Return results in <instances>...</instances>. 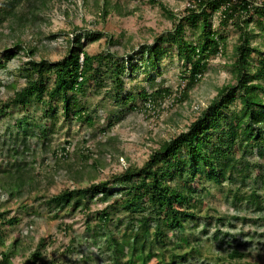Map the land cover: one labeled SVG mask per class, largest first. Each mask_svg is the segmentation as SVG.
I'll return each instance as SVG.
<instances>
[{"label":"rangeland","instance_id":"obj_1","mask_svg":"<svg viewBox=\"0 0 264 264\" xmlns=\"http://www.w3.org/2000/svg\"><path fill=\"white\" fill-rule=\"evenodd\" d=\"M7 2L8 0H0V10L5 16L0 21V58L5 62V66H0V110L7 102L11 105L7 112H0V165L5 164L8 159L7 149L15 144L19 148L23 147L21 139L24 134L19 126L20 119L25 116L29 117L31 122L34 119H43L41 115L44 110L49 109L43 121L53 122V125H49L52 129L47 138L35 135H27L24 138L30 146L25 152L26 159L34 160L35 186L24 184L21 192L10 195L7 185L0 184V209L7 208L9 215H17L16 222L8 225L4 231L7 234V243L15 237L18 238L15 254L11 256L9 264H22L30 253L38 248L41 238L45 241L39 248L41 254L36 264H115L111 260L110 250L105 247L104 237L98 238L96 243L92 242L94 233L91 234L93 231L86 227L87 218L90 217L89 224L94 230L102 228L97 225L93 216L106 202L97 201L92 196L89 212L80 209L73 212L63 210L54 216L55 212L49 208L46 200L63 188L84 186L109 179L129 163L141 165L160 142L185 129L207 107L218 87L227 82H235L237 72L233 71V61L236 56L235 48L243 40L241 28L233 23L232 18L223 23L221 7L213 9L216 6L215 0L207 5L211 28L220 38L222 50L209 58L207 68L192 85L188 84L186 73L183 71L185 63L173 50V44L167 45L169 49L160 54L154 66L142 65L139 69H133L127 57H124L125 68L118 95L116 90H112L111 84L107 89L108 93L105 85H99L101 78L107 82L114 78V75L101 73L106 71L102 66L99 72L92 73L91 77L94 79L87 83L84 94L78 96L81 102L88 104L89 113L93 116L92 124H89L88 121L71 117L72 110L66 117L60 107L53 117L50 115L52 108L37 99V95H31L25 105L11 101L24 84V76L19 74L18 67L24 66L25 60L29 58L26 49L19 53L17 45H35L36 54L32 58L36 62L41 59L44 62H54L61 60L68 51L71 43L69 39L74 34L89 29L103 30L112 35L114 43H109L105 37L94 41L81 37L90 53L108 48L117 53L128 50L129 53L135 54L134 62L139 63L142 43L151 44L156 34L172 27L183 14L184 6L189 3L194 5L196 0H51L39 10V15L34 20L25 21L23 26H17V15L21 12L30 15L32 6L24 0L14 5V14H6L2 8ZM102 2H107L109 7L103 18L99 14V5ZM114 5L116 8H113ZM242 23L240 26H246L250 30V69L254 72L262 68L259 59L264 54V17L252 13L247 25ZM54 33L56 36L53 37L51 34ZM197 33L193 21L186 22V36L193 38ZM5 48L10 50L6 52H11L10 58L3 55ZM257 81L264 85V74L263 77H255L252 80ZM160 86L168 87L170 92L164 95L158 105L149 107L146 111L130 108L131 104H141V90L150 92ZM257 94L264 96V89L260 87ZM239 107L238 99L230 103L231 111L238 110ZM109 119L113 120V126L103 130L102 127L107 126ZM34 130L36 131L35 128ZM44 139L47 141L45 146ZM66 140H70L72 148L70 156L73 160L70 167L64 166L66 161L63 165L57 162L55 157L60 160L62 158L54 153ZM83 146L89 148L90 155L86 160L76 161L79 157L77 154L80 153L78 149L82 150ZM252 149L253 152L249 153L247 158L251 159L252 163L264 165V151L258 154L255 146ZM31 151L36 153L32 154ZM93 160L96 161L97 168L91 165ZM76 170L83 172L79 182L70 178ZM257 172L258 170H255L253 176ZM203 182L205 189L200 195L201 202H197L196 206L202 211L208 209L209 214H212L209 235L212 236L215 230H221L223 239L218 245L212 244L210 240L203 241L202 254L211 256L219 253L226 258L224 264H264V184L260 183L261 181L254 182L253 178L246 180L250 185L252 183L257 186L256 194L262 207L257 208L247 200L233 198L232 194L236 188L234 184L223 182V185H219L209 180ZM194 183L199 185L202 181ZM115 186L116 184L109 185L110 188H116ZM240 188V193H249L250 187L247 183L241 184ZM195 196L197 198V195ZM234 205L240 208L237 209ZM224 213L236 214L238 218L231 217L229 222L217 223V214ZM197 231L198 236L204 237L200 230ZM114 233L120 235V231L115 230ZM226 239L233 240L231 242L234 243L241 242L239 249L245 252L244 256L228 257L226 252L230 247L226 246ZM2 246L0 245V248ZM218 248L220 249L217 250ZM166 257L168 258V255ZM191 262L196 264L197 261L189 258L184 264ZM145 264H157V257H151Z\"/></svg>","mask_w":264,"mask_h":264},{"label":"trees","instance_id":"obj_2","mask_svg":"<svg viewBox=\"0 0 264 264\" xmlns=\"http://www.w3.org/2000/svg\"><path fill=\"white\" fill-rule=\"evenodd\" d=\"M21 1L24 0H8L2 9L6 14H14L12 8ZM26 1L32 6L30 15L19 13L15 20L17 26H23L25 21L34 20L39 15V10L51 0ZM211 1L213 0H196L194 5L189 3L188 6H184L183 14L172 24V27L156 34L151 44L142 43L139 63L134 62L135 54L129 53L128 50L117 53L108 48L90 53L81 37H85L87 41L105 37L109 43L113 42L112 35L103 30L89 29L74 34L69 39L71 43L68 51L61 60L54 62L49 60L44 62L43 59L36 62L32 58L36 54L35 45L25 47L16 43L19 53L26 49L29 58L25 60L24 66L18 67L19 74L24 76V84L11 101L25 105L31 95H37V99L52 108L50 115L53 117L60 107L66 117L72 110L71 117L92 124L93 116L89 113L88 104L78 98L80 94H84L90 79H94L91 77L92 73L99 72L104 66L106 71L101 73L114 75V78L110 82L101 78L99 85H105L108 93L107 89L111 84L112 90H116L118 95L125 68L124 57H127L133 69H139L142 65L154 66L160 54L169 49L168 44H173V50L185 63L183 71L186 73L188 84L192 85L207 68L209 58L222 50L220 38L211 28L210 12L207 7ZM215 2L216 6L213 9L221 7L223 23L232 18L233 23L241 28L240 33L243 35L242 42L235 48L236 56L233 61V71L237 72L235 82H227L218 87L216 94L202 113L185 129L171 134L160 142L141 165L129 163L121 172L112 174L109 179L91 182L84 186L66 187L46 200L49 208L54 210V216L63 210L73 212L80 209L89 212L92 196L97 201L106 202L103 207L95 211L93 216L97 225L102 228L94 230L89 224L90 217L87 218L86 227L93 231L91 234L94 233L92 242L96 243L98 238L104 237L105 247L110 250L111 260L115 264H138V262L145 264L153 256L157 257V264L176 262L184 264L189 258L197 261L196 264H224L225 256L219 253L210 256L201 252L203 241L210 240L212 244H217L223 239L220 235L221 230H215L212 236L209 235L212 214H209L208 209L202 211L196 206L197 202H201L200 195L205 189L204 180L219 185H223V182L234 184L236 188L232 196L235 200H247L255 207L262 208L256 194V184L250 185L246 180L253 178L254 182L261 181L260 183L264 184V165L252 163L251 159L247 158L248 154L253 152L254 146L256 153L261 154L264 151V96L257 94L260 87L264 89V85L258 81L252 82L255 77H263L264 54L259 59L262 68L252 72L250 30L240 25L242 22L243 25H247L252 13L264 17V0L259 2L215 0ZM113 8H116V5ZM99 9L100 16L105 17L109 10L108 3L102 2ZM1 11L0 21L5 18ZM191 20L198 33L193 38H188L185 34V24ZM51 35L56 36L55 33ZM7 51L10 50L5 48L3 55L10 58L11 52L6 53ZM0 66H5L1 58ZM169 92L168 87L162 86L150 92L141 90L139 92L141 104H131L130 108L146 111L149 107L158 105ZM236 99L240 107L231 111L230 103ZM9 105L10 102L3 104L0 112H7ZM48 110H44L41 115L43 119H34L31 122L29 117L25 118V116L19 121L24 134L21 139L23 147L19 148L15 144L7 149L8 159L5 164L0 165V184L7 185L10 195L21 192L24 184H36L33 183L34 160L26 159L25 152L30 146L24 138L27 135L47 138L52 129L50 126L53 125V122L43 121ZM113 123V120L109 119L107 126H103L102 129L108 130ZM16 138L18 139V135ZM46 143L44 139L43 145L45 146ZM70 148V140H66L54 150L55 155L62 158L60 160L55 157L57 162L62 164L66 161L64 166L67 167H70L73 160H71L72 148ZM83 149L85 150L82 151ZM78 150L80 153H76L77 156L79 155L76 161L86 160L90 155L89 148L85 146L82 150L80 148ZM31 153L36 152L31 151ZM19 158L21 159L17 160ZM91 165L98 167L95 160ZM255 170L258 172L253 176ZM82 173L81 170H76L70 178L79 182ZM194 181H202V183L195 185ZM245 183L250 187L247 194L240 193V185ZM110 184H116V188H110ZM238 207L237 205L236 208ZM231 217L238 218L236 214L224 213L217 214L215 219L217 223L224 224L226 221L229 222ZM16 220V214L9 215L7 208L0 209V245H3L0 248L1 264H9L11 256L15 254L18 238L15 237L7 243V234L4 231ZM196 228L204 234V237L196 234L198 232ZM115 230L120 231L119 236L114 233ZM44 241V238L40 239L38 248L33 250L22 264H36L41 254L39 248ZM231 241L233 240L224 241L226 246L230 247L226 252L227 256L243 257L245 252L239 249L241 242Z\"/></svg>","mask_w":264,"mask_h":264}]
</instances>
